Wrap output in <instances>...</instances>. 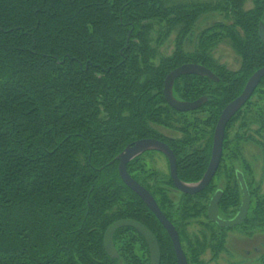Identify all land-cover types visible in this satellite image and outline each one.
I'll list each match as a JSON object with an SVG mask.
<instances>
[{
  "label": "trees",
  "instance_id": "1",
  "mask_svg": "<svg viewBox=\"0 0 264 264\" xmlns=\"http://www.w3.org/2000/svg\"><path fill=\"white\" fill-rule=\"evenodd\" d=\"M253 5L244 12V0H0V264H150L146 241L130 227L114 234L118 258L106 253V230L124 219L154 234L160 264H177L170 237L124 185L116 159L132 143L155 139L175 154L182 182L203 178L223 109L264 67L259 37L264 0H253ZM213 12L232 16L233 24L202 31L196 50L184 52L183 43L197 20ZM155 26L157 45L177 30L170 57L159 56L153 47ZM221 41L240 57L238 71L211 58V49ZM186 64L206 67L218 81L197 75L177 79V100L206 99L199 109L182 113L167 104L164 82ZM259 89L264 90V78ZM253 109L262 136L264 111L251 100L231 119L226 133ZM242 122L244 129L247 123ZM157 126L183 136L168 138ZM244 139L239 134L232 147L227 140L223 143L216 176L222 174L226 186L219 212L241 204L238 173L252 197L249 165L243 160L241 171L232 162L239 158V142ZM195 140L203 146L195 148ZM256 143L264 147V142ZM141 158L131 161L127 170L175 227L188 264H205L200 256L208 248L215 260L225 251V240L216 231L229 229L207 221L217 190L214 180L199 194H181L176 205L167 193L168 187L174 188L170 176L146 170ZM249 216L244 224L251 221ZM202 218L207 222L198 223L210 232L211 240L203 232L201 238L187 233L190 222Z\"/></svg>",
  "mask_w": 264,
  "mask_h": 264
},
{
  "label": "rangeland",
  "instance_id": "2",
  "mask_svg": "<svg viewBox=\"0 0 264 264\" xmlns=\"http://www.w3.org/2000/svg\"><path fill=\"white\" fill-rule=\"evenodd\" d=\"M189 1L203 3L208 2L210 0ZM253 7V0H244V12L250 11L251 9H253ZM220 24L231 26L233 24L232 16L226 15L221 12H213L202 15L197 20L191 33L187 36L185 42L183 43L184 52H194L197 48L201 32ZM158 32L159 27H153V31L151 32L153 47H157L159 56L170 57L175 51L177 30L171 32L169 36L164 41H162V43H158L157 45V43L155 42H158ZM210 55L216 63L221 66H224L229 71L235 72L238 71L241 67L240 57L236 54L234 49L230 46L227 41H221L217 45H215L211 49ZM259 86L260 84L258 85V87ZM258 87L256 88V90L258 89ZM256 90L253 93L255 95H252L253 97L251 96L249 101L251 100V102L253 103H258L259 108L264 111V90ZM245 105L242 108H244ZM243 116V120L247 123V127H245L244 129L241 128L242 124H244L242 122V119L236 121L231 126L229 131H227V133L225 131L224 141L227 140L231 142L230 147H232L233 144L236 142V137H238L239 134H244L245 139L239 142V158L235 161L233 160L232 162L234 169H239L242 171V161L244 160L245 163H247L251 169V172L248 174V180L250 182V187L252 190V197H250L251 211L249 209L248 213H250V216L249 214L247 215V217L249 216V219L251 221L244 224L247 219L246 217L245 221L242 223V225L244 224V226L240 225L241 227L238 226L226 231H220V233L216 231V233L219 234L223 240H225V251L221 252L219 256L214 260V252L210 248H208L205 253L200 256V260L205 262V264H262L261 261L264 260V226H261L262 223L258 222L261 221L260 218L264 220V214H256L258 210L264 211V147L256 143V141L264 142V132L262 133V136H260V123H258V121L256 120L254 109L248 113L244 112ZM202 117L203 116L201 115L200 118ZM155 128L161 134L168 138L180 139L183 136L182 132L176 130L166 129L164 127L158 126ZM191 130L192 129H190V132ZM192 134L195 136V132H192ZM212 138H214V134ZM205 139H207V137H205ZM194 144H196L195 148H199L198 146L200 145L203 146L201 140H195ZM141 164L145 166L146 170L156 172L160 176H170L168 161L166 157L161 153L151 152L146 155H143L141 158ZM214 183L216 185L217 190L222 191V189H224L226 186L225 177L222 174H220L218 177L216 176V178L214 179ZM174 189L176 188L168 187L167 193L169 198L174 202V204L178 205L181 201V194L183 193ZM258 205H261V207L257 208ZM240 206L238 209L228 208L223 210L222 212H220V218L231 219L236 217L239 212ZM252 218L255 219L252 221ZM199 221H202L204 223H206L207 221L211 222L209 219L206 221L203 218L198 221L192 220L190 222V226L186 229L188 235L192 237L196 235L201 238V233L203 232L205 233V236L208 237L209 240H211V237L213 236L210 235V232H208V230H205L204 226H201L198 223ZM254 221L256 222L254 223ZM183 248L188 250L187 243L185 240L183 241Z\"/></svg>",
  "mask_w": 264,
  "mask_h": 264
},
{
  "label": "water",
  "instance_id": "3",
  "mask_svg": "<svg viewBox=\"0 0 264 264\" xmlns=\"http://www.w3.org/2000/svg\"><path fill=\"white\" fill-rule=\"evenodd\" d=\"M259 37L264 44V25L261 23L259 28ZM185 75H197L218 81V78L204 66L196 64L183 65L173 70L166 77L164 82V95L167 104L178 112H191L199 109L206 99L202 98L195 102H183L174 97L173 89L177 79ZM264 78V67L257 70L247 81L242 93L235 100L230 102L222 111L214 131L212 155L209 166L203 178L195 184H186L178 178L177 173V159L170 147L162 141L155 139H143L134 142L125 148V150L117 157L118 173L126 187L134 192L147 208L159 220L163 228L166 230L171 239L175 251L177 264H188L187 257L182 249L181 241L178 232L172 223L160 210L156 200L151 193L144 188L140 183L135 181L127 170V165L136 158H139L146 152H159L163 154L169 165V173L174 187L181 193L189 196L196 195L203 192L214 178L223 153V143L227 125L231 119L241 110V108L249 101L254 91ZM241 190H242V203L238 214L231 220H223L219 217V203L222 197V192H217L210 200L207 217L212 222L217 224L220 228L231 229L241 225L250 209V193L246 181L241 173L237 174ZM123 227H130L136 230L146 241L150 252V264H160L161 250L157 238L154 234L143 224L131 220L124 219L113 223L105 232L104 235V248L110 258H118L117 251L113 242V237L118 229Z\"/></svg>",
  "mask_w": 264,
  "mask_h": 264
},
{
  "label": "flooded vegetation",
  "instance_id": "4",
  "mask_svg": "<svg viewBox=\"0 0 264 264\" xmlns=\"http://www.w3.org/2000/svg\"><path fill=\"white\" fill-rule=\"evenodd\" d=\"M187 65V64H186ZM197 65V64H196ZM200 100V99H199ZM180 101V100H179ZM183 102H185V101H183ZM176 111V110H175ZM178 112V111H177ZM192 112V111H191ZM183 113V112H182ZM186 113H188V112H186ZM159 141V140H158ZM133 144V143H132ZM212 147H213V144H212ZM151 152H155V151H151ZM151 152H146V153H144L143 155H146V154H148V153H151ZM159 153V152H158ZM223 154V153H222ZM143 155H141V157L143 156ZM211 155H212V149H211ZM210 159H211V157H210ZM221 160H222V158H221ZM209 163H210V160H209ZM220 163H221V161H220ZM220 165V164H219ZM208 166H209V164H208ZM219 168V167H218ZM218 171V170H217ZM216 175H217V172H216V174H215V176H214V178L212 179V181L210 182V184L213 182V180L216 178ZM239 181V180H238ZM173 183V182H172ZM193 184H195V183H193ZM209 184V185H210ZM240 184V183H239ZM209 185L206 187V189L209 187ZM205 189V190H206ZM175 190H177V189H175ZM242 191V190H241ZM217 192H222V191H219V190H216V192L214 193V195L217 193ZM199 194V193H198ZM213 195V196H214ZM213 196H212V198H213ZM222 196H223V192H222ZM211 198V199H212ZM222 198V197H221ZM209 206V205H208ZM208 210V209H207ZM219 217H220V212H219ZM222 219V218H221ZM231 219H233V218H231ZM231 219H223V220H231ZM240 226V225H239ZM238 227V226H237ZM235 228V227H234ZM232 229V228H231Z\"/></svg>",
  "mask_w": 264,
  "mask_h": 264
}]
</instances>
